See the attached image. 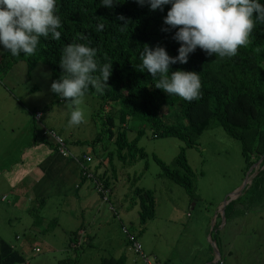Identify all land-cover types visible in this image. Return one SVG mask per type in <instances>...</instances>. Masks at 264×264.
Listing matches in <instances>:
<instances>
[{"label":"rangeland","instance_id":"rangeland-1","mask_svg":"<svg viewBox=\"0 0 264 264\" xmlns=\"http://www.w3.org/2000/svg\"><path fill=\"white\" fill-rule=\"evenodd\" d=\"M50 84L48 71L40 63L31 70L25 61L7 63L4 70L0 66V238L22 249L25 262L143 264L139 256L127 251L132 234L148 258L156 259V254L147 253L146 247L167 255L168 261L157 257L161 263L184 264L186 245L196 240L187 252L203 245L206 254L195 252L194 255V263L199 264L214 252L210 240H215L217 235L226 237L223 247L230 264H264V207L246 215L244 228L242 224L234 226L235 229L229 225L222 228L221 220L215 218L251 170L244 172L238 141L213 125L199 136L194 147L186 148L175 138L152 137L149 127L142 128L131 118H125L121 127L115 114L112 131H124L128 141L134 140L142 129L137 146L143 148L146 158L131 165L115 158L109 164V154L115 153L114 136L110 139L106 115L97 114L100 99L84 96L82 107L86 109V120L69 126L64 103L50 93ZM108 108L106 105L104 112ZM34 112H40L42 117L35 120ZM176 116L167 109L170 124L181 122ZM49 131L64 141L71 155L89 154L96 175L104 174L108 179L115 174L111 178L114 181L108 203L99 198L90 180L79 189L66 181L73 170L78 178L79 169L72 160L69 170H61V178H56V184L44 191L46 201L41 203L39 194L35 196L39 191L37 184L51 175L46 163L50 162L54 171L61 167L62 159L57 154L49 157L47 150L54 143ZM45 142L50 143L45 146ZM33 148L37 149L30 157ZM181 148L195 175L191 196L169 180L154 160L156 157L164 166L175 168L173 159ZM131 184L133 188L150 190L155 199V215L144 224L140 222L138 205H129L134 201ZM17 191L21 193L15 196ZM41 218L44 220L38 221ZM164 229L169 231L163 232ZM79 230L84 234L74 237ZM189 235L195 240H190ZM232 240H235L233 246H228Z\"/></svg>","mask_w":264,"mask_h":264},{"label":"trees","instance_id":"trees-1","mask_svg":"<svg viewBox=\"0 0 264 264\" xmlns=\"http://www.w3.org/2000/svg\"><path fill=\"white\" fill-rule=\"evenodd\" d=\"M259 3L264 5V0H259ZM169 7L164 6L161 12L150 11L147 4L140 6L135 0H118L111 8L100 6L99 0H57L56 14L61 19V28L58 29L60 39L40 37L30 56L13 57L5 51L0 57V66L4 70L7 63L25 61L31 70L40 63L46 67L52 82L62 75L58 62L64 45L75 42L96 48L95 59L98 64L112 63L111 75L103 94L96 93L89 86L85 95L102 101L100 113L105 105L111 108L105 117L110 139L114 136L115 145V153H110L108 157L109 164L115 158L124 164L146 158L144 150L137 147V140L128 141L122 130L112 131L115 114H118L121 127L125 118H131L137 120L142 128L149 127L156 137L175 138L188 148L194 147L205 130L213 125L221 127L227 136L239 142L245 164L244 172L249 169L251 174L255 172L250 184L224 207L223 228L229 225L235 229L234 226L241 227L240 224L244 228L246 215L264 207V23H254L247 42L238 47L232 57L206 56L197 48L188 55L185 64L170 65V72L184 70L199 74V96L192 101H185L156 89L154 84L158 77L153 79L139 67L144 45L150 49L161 46L170 57L177 55L179 44L172 39L176 29L168 28L162 22ZM118 16L124 17V20H117ZM98 21L104 24L100 32L94 30ZM167 109L175 113L183 125L181 122L170 124L166 118ZM142 132L140 129L137 134ZM154 160L169 180L191 196L195 175L186 163L183 148L173 159L175 168L164 166L156 157ZM257 162L259 164L255 169L253 166ZM46 168L51 171V175L40 181L41 191L35 192V196L39 194L37 198H41V203L46 201V194L40 193L55 185L56 178H61L60 166L54 171L49 162ZM83 182L85 178L80 177V183ZM101 182L105 188H109L108 179L103 178ZM79 186L74 188L79 189ZM133 193L139 199L138 215L141 224H144L155 213L153 193L138 187H135ZM42 209L43 204L40 211ZM41 220L44 219L38 221ZM74 237L79 235L76 233ZM224 238L216 235V239L212 240L222 259L225 258ZM70 244H73L72 240ZM22 251L12 248L0 238V264H27Z\"/></svg>","mask_w":264,"mask_h":264},{"label":"clouds","instance_id":"clouds-1","mask_svg":"<svg viewBox=\"0 0 264 264\" xmlns=\"http://www.w3.org/2000/svg\"><path fill=\"white\" fill-rule=\"evenodd\" d=\"M116 2L118 0H99L100 6L105 8H111ZM135 2L140 6L147 4L150 11L160 10L163 12L164 6H170L162 22L168 28L176 29L172 39L179 44L177 55L170 57L161 46H154L150 49L144 45L140 53L141 64L139 67L143 72L150 74L153 79L158 77L154 84L156 89L162 90L167 95H176L185 101H192L199 96L201 87L199 74L184 70L170 72V65L185 64L188 55L197 48L203 51L206 56L232 57L236 54L238 47L247 42L254 23H264V5L259 3V0H135ZM56 4L57 0H0V48H2L0 55L6 51L13 57L30 56L34 53L40 37L48 38L50 36L52 40H59L61 33L58 29L61 28V19L56 14ZM117 20H124V17L118 16ZM123 27L121 26V28ZM103 28L104 24L98 21L94 30L100 32ZM95 57L96 48L84 43L71 42L64 45L61 50L58 65L62 75L51 82L50 91L58 97L60 103H64L69 126L78 125L86 120V109L82 105L84 96L87 99L92 97L85 95L89 86L98 94H103L107 87L106 82L111 75L112 63L98 64ZM94 73H98V75H93ZM101 105L102 101L97 108V114L107 116L111 111L110 106L107 112H104L105 105L100 113ZM116 107L117 110L118 106ZM41 117L40 112H34L35 120ZM181 125H183L182 122ZM151 133L152 137H156L152 130ZM142 134L143 132L137 134L134 139L137 140V144L138 138ZM49 135L53 138L54 143L45 142V146H48L49 143L50 147L55 146L54 149H48L49 154L53 157L55 153L63 161L72 160L79 169L78 185L84 183H80V177H84L85 181L90 180V184L95 186L99 198L108 203L111 184L114 181L111 178L116 177L115 174L108 178L109 188H105L101 179L106 176L104 174L96 176L93 173L92 164H90L93 161L89 154L73 156L67 151L61 138L55 137L52 131H49ZM251 175L253 173L251 174L250 170L247 176L250 180L254 176ZM133 185L131 184L130 188L134 201L129 205L130 207L138 205V211H140L139 199L133 193L135 189ZM108 207L110 210H114L112 206L108 205ZM216 217L217 220H221V225L224 226V208L217 212ZM222 219L224 220L223 224ZM124 228L126 229V227ZM82 233V231L78 232L79 238L84 234ZM16 238L18 239V237ZM129 241L131 246L127 251L139 256L143 264H161L157 259H150L143 253L134 235L129 234ZM134 244L139 246V252H135ZM211 244L217 255H214L210 264H224V259L221 258L215 242L212 241ZM9 245L18 249L12 244ZM26 263L28 264V262Z\"/></svg>","mask_w":264,"mask_h":264},{"label":"crops","instance_id":"crops-1","mask_svg":"<svg viewBox=\"0 0 264 264\" xmlns=\"http://www.w3.org/2000/svg\"><path fill=\"white\" fill-rule=\"evenodd\" d=\"M32 146V145H31ZM30 147V146H29ZM36 149L37 148H33L32 150H30L29 152V155H30V157L31 156H34V152L33 151H36ZM48 152H50L49 150H47ZM52 157V156H51ZM70 162L71 161H67V160H61L60 161V164H61V167H60V170H62V171H68L69 170V167H70ZM66 181H70V183L71 184H74V187L76 186L77 187V185H78V182H79V174H78V178H77V172L76 171H71V173H70V176L69 177H66ZM37 184V183H36ZM32 185L33 184H30V186H31V188H32ZM47 186H49V185H47ZM37 187H38V190H39V192L41 191V185L40 184H37ZM50 187V186H49ZM80 187V186H79ZM29 190V189H28ZM21 193V191H17V192H15V196H17V195H19ZM44 192H41L40 194H43ZM35 194V193H34ZM45 194H47V193H45ZM29 195H31V194H29ZM190 224H192L193 225V222L192 223H190ZM188 225H189V223H188ZM82 230H79L78 232H81ZM163 232H166V231H169V230H167V229H164V230H162ZM161 231V232H162ZM188 238L190 239V240H195L191 235H189L188 236ZM234 242H235V240H232V241H230V243L228 244V246H233V244H234ZM199 243V242H198ZM11 244V243H10ZM193 244H196V240H195V242L193 243H191L190 245H186V248H185V252H184V257H185V260H184V264H195L194 263V261H195V257L196 256H194L195 255V252L197 253V252H200V253H202V254H206V250L204 249V247H203V245H201L200 244V247H197L196 246V248L195 249H191L190 250V252H189V254H188V252H187V250L190 248V246L191 245H193ZM146 249L149 251V252H147V253H155L156 254V256H154V257H156V259L161 263V261L157 258V257H160V258H162L164 261H168V256L167 255H162L156 248H151V247H146ZM225 249H223V251H224ZM229 252H231V254H232V250H229ZM214 255H217L216 254V252L214 251L213 253H212V255L210 254V255H208V256H206V260H205V258H203L200 262H199V264H210V262L213 260V257H214ZM122 256V255H121ZM225 258H224V260H223V263L224 262H226V264H230L229 263V256L228 255H226L225 254V252H224V255H223ZM135 264V263H134ZM161 264H167V262H163L162 261V263Z\"/></svg>","mask_w":264,"mask_h":264},{"label":"water","instance_id":"water-1","mask_svg":"<svg viewBox=\"0 0 264 264\" xmlns=\"http://www.w3.org/2000/svg\"><path fill=\"white\" fill-rule=\"evenodd\" d=\"M250 179H248L247 177H246V180L244 181V184L235 192V193H233L232 195H231V198L229 199V201H226L225 202V204H224V206L225 205H227L231 200H233L235 197H237L240 193H241V191L245 188V186L248 184V183H250ZM224 223V220L222 219V224Z\"/></svg>","mask_w":264,"mask_h":264},{"label":"built area","instance_id":"built-area-1","mask_svg":"<svg viewBox=\"0 0 264 264\" xmlns=\"http://www.w3.org/2000/svg\"><path fill=\"white\" fill-rule=\"evenodd\" d=\"M134 250H135V252H139V246L136 245V244H134ZM35 252H39V250L38 249H35Z\"/></svg>","mask_w":264,"mask_h":264}]
</instances>
